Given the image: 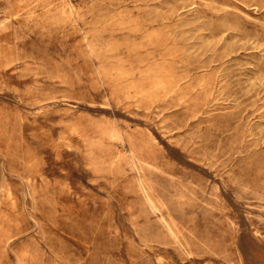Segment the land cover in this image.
Listing matches in <instances>:
<instances>
[{
    "label": "rangeland",
    "instance_id": "374dc122",
    "mask_svg": "<svg viewBox=\"0 0 264 264\" xmlns=\"http://www.w3.org/2000/svg\"><path fill=\"white\" fill-rule=\"evenodd\" d=\"M0 264H264V0H0Z\"/></svg>",
    "mask_w": 264,
    "mask_h": 264
}]
</instances>
